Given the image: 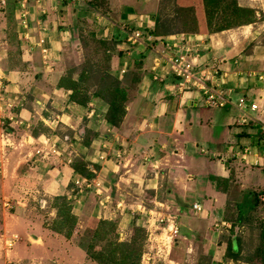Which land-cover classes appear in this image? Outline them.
Segmentation results:
<instances>
[{"label": "crops", "instance_id": "crops-1", "mask_svg": "<svg viewBox=\"0 0 264 264\" xmlns=\"http://www.w3.org/2000/svg\"><path fill=\"white\" fill-rule=\"evenodd\" d=\"M17 1L0 0L3 27L9 23L7 13L15 12L17 15ZM167 1L29 0L32 11L30 29H24L18 20V33L13 36L17 41L22 40L14 52L21 62L8 71L0 69V77L8 80L3 105H12L5 113L9 115L5 117V123L14 131H26L27 134L28 129L33 134L36 126L47 127L50 135L40 129L38 137L30 134L28 140L35 143L41 138L51 140L59 153L57 156L51 154L50 159H60L61 147H67L69 151L72 148L66 162L52 163L55 168L50 167L49 177L42 188L35 191L40 196L74 195L83 204L89 200V195L80 194L77 187L81 189V183H84L92 191L100 188L109 194L116 202L115 212L132 216L140 209L150 215L156 214L157 211L145 206L144 200L147 199L158 206L173 200L198 201L200 197L209 201L211 196L226 195L234 188V167L245 166L240 161H232L228 149L231 144H243L244 140L252 142L255 148L256 139L252 131L235 124L237 111L233 106L208 107L205 94L197 89H187L183 80L170 73L169 68L159 61V55L176 52L174 44L181 46L191 42L199 51L191 52L193 60L200 63L198 71L207 70L213 75L214 80L208 84L210 88L233 103L240 98H248L264 112V81L257 77V74L264 76V0H237L240 9L254 11L253 19L248 23L238 22L236 27L213 32L207 28L206 22L205 29L201 31L173 30V33L163 36L155 33L156 18L160 16L164 21L163 4ZM197 2L193 0L194 6H198ZM203 11L196 14L201 23ZM87 26L92 27L96 38L117 44L118 50H114L111 56L110 72L119 80H125L129 96L124 122L119 128H113L106 122L104 116L108 107L102 100L93 101L95 107L94 104L83 107L70 100V91L58 88L68 71L65 67L79 56L77 51L82 49L80 42ZM137 33L141 36L136 42H130L129 38ZM43 59H49V63ZM133 71L139 74L138 81L134 82L131 75L127 76ZM23 92L28 94L27 99L20 94ZM42 108L49 114L39 115ZM263 114L259 116L264 118ZM16 121L24 125L16 124ZM59 121L68 130L62 138L56 134V126L53 127L54 123L60 124ZM85 128L95 132L90 148L83 143ZM75 146H78L80 154L87 157L90 167L99 166L98 171L94 169L95 178L87 179L88 182H84V178L72 168V160L79 156L70 155ZM225 146L226 158L223 157ZM206 149L213 151L211 158L207 151L203 152ZM256 149L260 156H254V160L264 167L263 149ZM29 150L36 155L35 147ZM259 166L256 169L261 170V176L253 179L258 184L254 193L259 194L260 207H263L264 172ZM149 168L154 173L151 177ZM203 174L208 182L201 188L200 176ZM236 175L237 178L247 177L245 173ZM213 177L229 181L226 189L217 190L210 181ZM243 187L239 188L240 196L244 194ZM139 200L143 202L139 204ZM199 205L205 207L202 203ZM21 216H18L17 229L23 236L32 227ZM226 221L233 228L234 221ZM42 237L33 233L29 240L31 245L28 242V246L21 244L20 247L40 254L43 252L46 254L41 258L43 261L52 259L50 238ZM231 260L242 264L240 260ZM39 262L37 259V264Z\"/></svg>", "mask_w": 264, "mask_h": 264}, {"label": "rangeland", "instance_id": "rangeland-1", "mask_svg": "<svg viewBox=\"0 0 264 264\" xmlns=\"http://www.w3.org/2000/svg\"><path fill=\"white\" fill-rule=\"evenodd\" d=\"M196 2L198 6H194L193 0H169L163 4L165 7V9H163L165 19L167 18L173 21V23L170 24L172 30L177 32H190L205 29L206 22H208L209 18L207 14L205 15L206 12L203 11V9L205 10L204 3L203 0H196ZM174 4L177 5V7H175ZM178 7L182 10L177 9ZM197 11H199L198 14H201L203 11V15H200V17L203 18L202 23L196 16ZM6 17L9 18V23L6 27H3L0 22V69L5 68V70L8 71V69L13 68L15 65H19L21 62L19 55H15L14 52H16V48L22 40L19 39L20 41H17V39L13 38L14 34L18 33V28L20 26L18 24L19 19H17L18 15H16L15 12H9L6 14ZM173 24L175 25L173 26ZM207 28H209L208 24ZM84 30V39L80 42V48L82 49L77 51L79 56L75 60L74 58L72 59V63L69 64V67H65L64 65L68 70H66V75L69 71L76 69L73 72L75 78H78L81 71L87 69V67H93L94 70H105L111 67L110 61L106 58L109 53L105 50L107 47H111L113 53L114 50H118L114 42H111V44L109 42L108 46L98 42L102 39L96 38L93 35L91 26L84 27ZM190 43L191 42L188 41L184 48L192 50L193 53L197 49ZM197 52L199 51L197 50ZM163 55L164 53L159 55V61ZM190 59L191 64L196 68L195 72L201 74V72L198 71L200 63H196L192 56ZM44 61L49 63V59H43V62ZM203 72L201 76H204L206 79L209 78L207 84L210 82L212 83V81H210L214 80L212 73H209L207 70H203ZM0 76H2L1 73ZM26 76H29V74H26ZM195 77L198 76L196 75ZM94 80L84 83V86L89 88L88 90L90 93L94 91V88L91 87L95 82ZM1 81L3 82V80H0V82ZM7 81L8 80L5 81L6 85ZM6 85L5 91L7 92ZM48 89H50V86ZM20 94L22 97L28 98L27 93L23 92ZM2 98L3 97H1V99ZM97 100L99 99L94 101ZM250 102L252 101L250 100ZM90 104H94V107L96 106L93 101H91ZM261 109L262 108L259 106V110ZM5 113L6 111L0 114L2 115L0 116V264H37V259L40 260L38 264H99L88 255L87 251L90 249L91 254H95L112 239V236L108 237L105 241L100 240L97 242V238L95 239L96 231L102 229L101 222L103 220L115 222L118 241L124 243H129L134 236V221L137 226L145 230L142 240L141 238L138 240V243L143 246L141 264H238L232 262V260L227 257L229 242L232 240L233 233L236 231H238L236 232V234H238L237 236L242 240V248L244 250L240 259L241 263L246 264L247 258L255 254L257 246L260 243V227L264 225V201L263 207L259 206L260 209L253 213H250V208L244 205V209L246 210L245 213L250 216L248 221L238 223L239 228H235L234 226L233 228L235 229L231 228V225H229V222L226 220H238L241 211L240 204L244 202L243 200L246 194L257 192L258 184L253 179H259L261 176L259 174L261 170L257 171L256 169V167L259 166V161L254 160V156H260L258 154V149H256L260 147L258 143L259 140L258 142L256 141L255 148L249 140H244L243 144L230 145L228 149L229 158H231L232 161H240L241 165L245 167H234V188L231 189L228 194L213 195L210 197L209 201H205L200 197L198 201L187 200L186 202H180L179 200H173L162 202L164 203L163 206H158L149 199L144 200V204L148 209L152 208L154 211L159 212H155L156 214L152 215H150L148 211L143 212L142 209H140L141 211H139V213L132 216L118 214L114 211L116 202L112 201L109 194L106 195L104 191H100L102 190L100 188L96 191H92L89 185L81 183L82 187L81 189L77 187V192L80 194L86 193V195L88 193L89 200L82 204V201L75 198L74 195L69 197L65 194L70 200L71 206H73V213L78 218V225L75 229V233L71 239H68L64 235H59L54 232V220H56L58 216V210L56 208L58 203L54 199L56 196L47 198L44 195L40 196V193L35 191H37L36 189L42 188L43 182L49 177L47 172L52 168L51 166H54L52 163H60L62 160L67 161L69 157L68 153H70L72 148L70 147L71 149L69 151L67 147H61L62 153L60 159H50L52 157L51 154L57 156L59 153L57 151L58 148H54V144L51 140L48 138H41L38 143L34 141L29 142L28 135L32 134L29 129L27 130L29 134H27L26 131L16 132L6 123L3 124V121L5 122V117H9V115ZM38 113L39 115H44L47 112L45 108H42ZM257 114L256 112V117ZM50 115L54 117V114ZM235 118H237L235 124H237L238 127L249 129V131H252L255 139L259 138V134L257 135V130L253 128L252 124L247 127H243L242 124H239L238 112ZM260 118L262 119L263 117ZM53 122H55V120ZM15 123L21 126L24 125L19 121ZM58 123L60 124L56 125L54 123L53 127L56 126V134L58 137L62 138L65 135L64 133L68 132V130L65 125V127L62 126V122L59 121ZM49 125L52 126V123H49ZM35 129L38 130L39 126L34 127V130ZM50 134L51 132L49 131L46 133V135ZM32 135L34 136V134ZM58 142L59 141L56 143L57 146H59ZM34 147V154L36 155L31 154L29 150ZM248 147H250L252 153L248 154L247 161H243L242 158L240 159L237 157L235 149L240 148L241 150ZM226 149L227 146L223 149L225 154L223 155L224 158L227 156ZM73 150L74 151L70 154L71 157L72 154L74 156L78 154L79 156H77L76 159L84 157L85 160H87L85 155L80 154L81 152L78 146H75ZM233 150L235 153L232 152ZM203 152L209 154V158L214 154L213 151L207 149ZM261 154V158H264V150ZM240 156L242 157V155ZM34 157L35 159H33ZM69 159L72 160L73 158ZM76 159L72 160V163ZM262 165L263 164L259 167H262ZM251 167L256 170H253ZM90 168L94 170L93 167ZM262 168V172H264V167ZM149 169L148 174L151 177L154 173H151V168ZM204 173L207 174V171H204ZM241 173H245L247 177L237 178L236 174L240 175ZM84 180V182H88L91 179L87 180L84 178ZM200 181L201 188L205 187L208 182L205 174L200 176ZM210 181L214 186L212 179ZM238 181H240V183H238ZM70 184H72V182ZM241 185L245 186L243 187L245 191L242 196L238 194L241 192L239 189ZM213 188L215 189V187ZM80 190H83V192ZM77 192H75V194ZM262 195L264 198V194ZM142 202L143 200H139V204ZM179 203H181V205ZM195 203H198L197 205L200 208L199 211L193 208ZM201 203L204 204V208H201L199 205ZM186 208L188 211H184ZM191 208L193 210L189 211ZM19 215H22L21 218L23 217L22 219L27 220L30 227H32V229L28 228L26 234L23 236L18 233L19 229H17ZM33 233L40 237L44 236L50 238V245L53 248V253L50 256L53 257L52 259H45L43 261L41 258L46 255L43 252L40 254L37 253L36 250L35 252L32 250V252L20 247L21 244H24L25 247L28 246V242H31L29 241L30 236H32ZM23 240H25L26 243L23 242ZM93 243H95L96 248L91 250L90 246H92ZM29 245H31V243Z\"/></svg>", "mask_w": 264, "mask_h": 264}, {"label": "trees", "instance_id": "trees-1", "mask_svg": "<svg viewBox=\"0 0 264 264\" xmlns=\"http://www.w3.org/2000/svg\"><path fill=\"white\" fill-rule=\"evenodd\" d=\"M203 3L206 14L209 18V29L213 32L233 28L237 26L238 22L248 23V21L253 19L254 11L240 9L237 5V0H203ZM177 9L182 10L179 7ZM156 22L157 27L155 33L163 36L173 33V30L170 27V24L173 23L171 19L169 20L166 18L163 21L159 16L156 18ZM174 25L175 24H173V26ZM82 39H84V37ZM98 42L106 46L109 45V42L106 40H99ZM114 44L117 46L116 43ZM111 50V47H107L105 50L109 53L106 56L108 61L111 60V56L113 54V51ZM75 70L69 71L67 75L65 74L61 78L58 88L70 91V100L83 107H88L90 102L96 99L102 100V102H104V104L108 107L104 116L106 122L113 128L121 127L126 114L127 101H129L128 91L126 89V85H124L125 80L121 81L113 76L110 72V67L105 70H94L93 67H87V69L81 71L78 78H75L73 75ZM128 75L132 76L134 82L140 79V76L136 71L131 72V74H127V76ZM91 80L95 81L91 86L94 88V91L91 92L92 94L88 90L89 88L84 86L86 81L89 82ZM39 129H41L43 133H47L49 131L48 128H45L44 126L39 127ZM39 129L33 130V134L35 136L39 135ZM82 137L84 145L87 148H90L95 138V132L85 128L82 132ZM90 165L91 163L85 160L84 157H79L72 163V168L83 178L93 179L96 176V172L94 171H98L99 166H94L95 170H92ZM212 181L216 189L219 191L221 189L225 190L226 184L229 182L227 180L222 181L221 178L218 177H213ZM244 198V202L240 204V216L238 220L234 221L235 228L238 223H243L244 221L249 220V216L245 215L246 210L244 209V205L249 207L252 213L256 211L258 206L261 204L258 200L259 194L250 192L247 193ZM54 199L58 203L56 205L58 216L56 220H54V232L71 239L78 225V218L73 213V206H71L70 200L65 195L56 196ZM101 224L102 229L97 230L95 233V239L97 238V242L100 240L105 241L110 236H112V239H110L108 244L101 247L95 254H91L90 249H88V255L99 264H141L143 246L138 243V240L140 238L142 240L143 232H145V230L142 227L137 226L134 221V236L129 243H124L118 241L115 222L103 220ZM233 234L232 240L229 242L227 257L229 259L240 260L242 253H244L242 240L237 236L238 234H236V232ZM259 236L260 243L257 246L255 254H252V256L250 255L247 258V263L264 264V225L260 227ZM90 247L91 250H94L96 248L95 243H93Z\"/></svg>", "mask_w": 264, "mask_h": 264}, {"label": "built area", "instance_id": "built-area-1", "mask_svg": "<svg viewBox=\"0 0 264 264\" xmlns=\"http://www.w3.org/2000/svg\"><path fill=\"white\" fill-rule=\"evenodd\" d=\"M60 2H66L67 0H58ZM18 10L17 15L20 21V25L24 29H30L29 19L31 17V9L29 7V0H18ZM41 13L43 11H40ZM141 35L139 33L135 34V36H131L129 38L130 42H136V40ZM173 49L176 50L173 54H164L161 58V62L163 65L169 68L170 73L173 75H176L177 77L181 78L183 80V84L187 89H197L202 91L206 98V104L208 107H226L228 105L233 106L236 111L238 112L239 117V124H242L243 127H247L250 124H252L253 128L257 130V135L259 134V138H256V141L258 142L260 147L264 148V118H260L259 114L264 113L263 110H259V106L256 102H250V99L248 98H240L236 103H233L231 99H224V95L222 93H217L214 91L213 88H210L208 86L207 81L208 79L204 78V76H201V74H197L195 72V67L191 64V52L192 50L184 48L185 45L179 46L178 44L173 45ZM187 50V51H186ZM198 77H195V76ZM257 77L264 81V76L261 74H257ZM0 80H3V82H0V114H3L5 111L8 110V108H11L12 105L9 103H4V93L5 91V78L0 77ZM1 97H3L1 99ZM257 114V117L255 113ZM2 116V115H0ZM3 124L5 122L3 121ZM264 150V149H263ZM237 157L240 159L242 158L243 161H247L248 154L252 153V150L250 147L243 148L240 150V148L235 149ZM233 150L232 152L235 153ZM242 155V157L240 156ZM235 157V156H234ZM236 158V157H235ZM258 164V162H257ZM195 208L200 210L198 205H195Z\"/></svg>", "mask_w": 264, "mask_h": 264}]
</instances>
